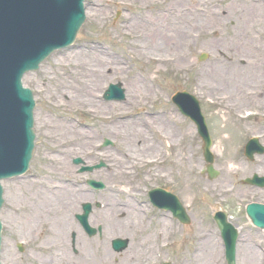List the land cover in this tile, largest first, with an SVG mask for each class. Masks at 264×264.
<instances>
[{
	"label": "rangeland",
	"instance_id": "obj_1",
	"mask_svg": "<svg viewBox=\"0 0 264 264\" xmlns=\"http://www.w3.org/2000/svg\"><path fill=\"white\" fill-rule=\"evenodd\" d=\"M178 1L86 0V23L73 46L56 51L38 71L25 75L24 86L34 92L36 104L35 149L27 174L3 182L2 264H86L87 258L88 264H126L131 246L135 245L132 249L139 252L149 234L153 239L155 233L163 231L162 221L171 224V235L168 246L160 252L164 244L161 238L157 240L160 244L154 250V264H204L195 259L201 252L200 233L201 239L205 233L215 236V264H227L224 244L213 221L219 211L227 213L239 230L240 249L245 243L243 237L250 235L264 250V232L255 229L245 215L248 202L264 204V189L242 184L254 174L264 177V156L256 157L254 162L244 156V146L253 137L264 145L262 109L251 110L259 115L246 118L244 113L251 109L249 102L242 106L238 97L221 98L227 93L239 95L254 86L251 82H236L249 69L248 60L260 57L255 47H264V9L260 15L252 9L264 5V0L248 4L238 0H184L179 5ZM170 5L176 10L171 11ZM247 6L251 8L248 11ZM176 33L179 42L171 40ZM143 48H149L150 54L143 53ZM95 55L106 66L96 64ZM202 55L206 57L204 61H200ZM225 56L236 59L235 66L230 61L225 66L241 70H230V81L213 78L206 82L208 90L204 89L205 70L223 66ZM159 57H163L162 61ZM78 63L87 67L81 72ZM69 70L72 75H64ZM93 70L100 76H95ZM116 84L125 90V100L106 101L105 92ZM182 91L200 101L213 137L214 166L220 173L216 179L203 174L206 164L195 127L171 101ZM88 97L90 101L85 100ZM227 101L231 103L228 107L219 104ZM238 114L244 119L238 120ZM161 118L170 132L161 130L166 136L164 146L159 147L163 157L159 158L160 164H153L158 152L134 140L128 128L135 135L139 128L151 130L152 140L150 133L147 140L152 142L160 133L148 127L157 125ZM105 142L112 146L105 147ZM58 151L74 152L65 157L67 167L53 163L60 156L54 154ZM174 156L179 157L177 161ZM75 160L82 164L76 166ZM233 161H238L247 173L233 179L228 176L237 167ZM98 165L103 168L79 173L82 166ZM89 179L103 183L105 189L93 191L86 184ZM223 179L228 181L226 187H235L236 191L221 196L207 192L222 187ZM154 188L179 197L190 216V225L170 219L167 212L151 209L148 191ZM58 190L61 192L50 202L48 192ZM59 193L66 195L67 203L73 207L65 209L53 204L62 202ZM86 203L92 207L90 225L102 228L100 236L88 238L75 219ZM134 214L133 226L123 229V222L130 221ZM138 223L146 225L144 231L134 229ZM32 224L35 226L29 231ZM62 228L66 230L64 237L59 233ZM73 235L77 252L73 251ZM118 238L130 242L121 253L111 248L112 241ZM20 243H24L22 252L17 250ZM240 249L237 264H243ZM263 258L262 253L258 255L256 264H264Z\"/></svg>",
	"mask_w": 264,
	"mask_h": 264
},
{
	"label": "water",
	"instance_id": "obj_2",
	"mask_svg": "<svg viewBox=\"0 0 264 264\" xmlns=\"http://www.w3.org/2000/svg\"><path fill=\"white\" fill-rule=\"evenodd\" d=\"M83 3L84 0H0V182L24 174L33 157L35 102L32 92L23 88L22 78L26 73L38 70L54 51L74 43L86 21ZM124 94L121 85H111L106 100L122 101ZM173 102L196 124L205 143L208 173L211 179L217 177L210 153L212 143L199 102L187 93H178ZM99 168L101 166L82 171ZM89 184L93 188H104L102 183L90 181ZM2 197L0 185V210L4 204ZM175 203V217L188 224L189 219L180 203L176 199ZM84 212L78 219L88 230L90 205L84 206ZM250 213L258 226H264V207L252 206ZM220 228L226 242L227 262L235 264L236 231L226 222ZM1 230L0 222V245ZM114 246L118 251L126 247L120 241Z\"/></svg>",
	"mask_w": 264,
	"mask_h": 264
},
{
	"label": "bare ground",
	"instance_id": "obj_3",
	"mask_svg": "<svg viewBox=\"0 0 264 264\" xmlns=\"http://www.w3.org/2000/svg\"><path fill=\"white\" fill-rule=\"evenodd\" d=\"M241 1L246 2L247 4H248V2L253 3L252 0H238L239 3ZM183 2H184V0H179L177 4L179 5V4H182ZM170 3H171V1H170ZM258 3H260V2H258ZM249 8H250V6L247 8V11L249 10ZM169 9L171 11H175L176 10L171 5L169 6ZM231 9L233 11H236V8H231ZM252 9L255 10V14L260 15V14L263 13L262 11L264 9V5H261V6H258V7H256V6L252 7ZM176 14H178V13H173V16H176ZM239 23H240V20H239ZM129 34L131 35L132 33H129ZM171 40H173L175 42H179V35L176 33L175 35H173ZM151 43H153V42H151ZM164 43L165 42L163 41V44ZM152 45L158 46V44H156V43H153ZM263 45H264V43H263ZM134 46H136V45L135 44H131V47H134ZM160 46H162V45H159L158 47H160ZM242 48H243V46H242ZM148 49L143 48L142 52L143 53L147 52L148 54H150ZM155 50H161V49L157 48ZM255 50H256L257 54L260 57H257V58L255 57L253 60H251V59L248 60L247 65L249 66V69L245 71V73H246L245 76L241 77L240 78L241 80H238V82H236V84H239V83L241 84V82H245V83L251 82V83L254 84V86L251 89H249V90L243 91L239 95H237L236 93L235 94L232 93L231 95H229V93H227L226 96L224 95L225 97L222 96L221 98L224 100L227 97V99L230 100V98H232V96L233 97H238L236 100H238V103L242 104V106L243 105L245 106V102H249L250 103V108L251 109L247 110V111L253 110V111L256 112V111H258V108H260V109H262V116L264 117V54H262V51L264 52V47H261L259 49L257 47H255ZM81 57L83 59L84 56L81 55ZM95 57L97 59V61H95L96 64H101V65L106 66V63H105V61L103 59H100L96 55H95ZM159 58L162 61L163 57H159ZM224 58L227 59V61L226 60L224 61V63H223L224 65L223 66H217L216 65L215 67H210V68L205 70V72H204L205 78H204V82L202 83L204 89H207L206 88V82L209 83L213 78L224 79L225 81H230V79L227 78V77H229V75H227V73L230 72V70H232V71H240L241 70L239 67L225 66V63L228 62V61L231 62V64H232V65L230 64L231 66H235L236 59L232 58V60H229V58L226 57V56ZM154 59H155V61L159 62L158 58H154ZM72 64L74 65V63H72ZM77 65H78V67H81V69H80L81 72H82L84 67H87V65L84 64V63H78ZM248 66H247V68H248ZM254 68H257V69H254ZM98 72L101 73L100 71H98ZM250 73H252V74L250 75ZM93 74L95 76H100V75H98L97 70H93ZM64 75H72V74L70 73V70H69L67 73H64ZM75 75L78 76V74H75ZM89 82H90V80H89ZM85 87H88V85H86ZM235 87H237V86H235ZM88 89H90V88H88ZM233 94L236 95V96H234ZM85 100L86 101H90V98L89 97L85 98ZM219 104L221 106H227V107L231 105V103H229L228 101L226 103L221 102ZM232 107H235V105H233ZM255 115L258 116L259 114L255 113ZM238 116L241 119V114H238ZM163 123H164V121L161 118V119H157V121L155 123L157 125H152V126L148 125L149 126L148 127L149 130L150 129H154L155 130L157 128L158 133H160V137H158V136L156 137L155 136L156 138H153L152 142H151V140H152V137H153V133L151 132V130L150 131H148V130L146 131V130H144L142 128L141 129L139 128L138 134L135 135L134 134V130L132 128H128L129 133L131 135L133 134L135 136L134 140H137V141L139 140L142 143L143 147L150 148L153 153L156 152V151L158 152V159H157V156L152 159V163H154V164H160L161 162H159V158L163 157V150L161 151L159 147L160 146L161 147L164 146V143H165L164 141H165V137L166 136L161 130H165L167 132H170L169 128H165V125ZM148 133L152 134L150 142H148V140H147ZM167 143H169V142H167ZM170 145L172 146L171 143H170ZM173 146H174V144H173ZM73 153L74 152H72V153L67 152L65 154V153H63L61 151H58L57 153L54 152V154H60V156L57 157V158H54L52 161L58 167H64V166L67 167V163H66L67 160L65 159V157H67L68 155H71ZM62 157H64V158L62 159ZM178 158H176L174 156V159L176 161H177ZM232 163H234L237 166L235 169H233V171H230V172L227 173V175L231 176L232 179L234 178L235 175H244V174L247 173L246 168L242 167L241 164L238 161H233ZM222 181H223L222 184H221L222 187H220L219 189L212 188L211 191L207 190V192L208 193H217V196H221V195H223V194H225L227 192H235L236 191L235 187L234 188L233 187L230 188L229 186L226 187V185L228 184V181L226 179H223ZM63 191L67 192V190H65V189H63ZM58 192H61V191L58 190V191H55V192H48V194L50 196L47 199H49L50 202H51L52 201L51 198L54 197L56 195V193L58 194ZM59 195L61 197H58V198L59 199L61 198L62 202L59 203L57 201V203H56V201H54V203L52 202L53 204H55L56 206L60 205L61 207L65 208V209L67 207L68 208L69 207H73V205L70 202H69V204L67 203L66 195L63 194V197H62L61 193H59ZM133 218H136L135 214L132 215V218H131L130 221L126 220L125 222H123V225H121V227L123 229H130V227L133 226V223H132ZM129 222H131V223H129ZM161 223H162L163 231L155 233L153 235V239L151 237L152 234H149V236L145 238V242L147 244L149 242V244L147 245L146 243L144 244V242H143L142 245L139 248V252H137L136 250L132 249V247L133 248L136 247L135 245L131 246V248L128 251L129 257L127 258L129 260V262H126V264H144V262H146V264H154L155 263L154 259L152 257H153V254H154V250L157 251L158 247H159V244H160V243L159 244L157 243V240H159L161 238L162 239L161 243L164 244V245H160V248H159V252H160L161 249H163V247L165 248V247L168 246V243H167L168 240H169L168 237L171 235V232L169 231V228H170L171 224L169 222H167V221H162ZM157 225H158V223H157ZM34 226L35 225L32 224L28 228V230L31 231L32 227H34ZM144 227L146 228V225L144 226L141 223L134 224V229L136 228L138 230L144 231V229H145ZM59 233H60V236L64 237L65 234H66V230L64 228H62ZM198 236H199V238L201 240V242H200L201 252H200L199 255H197L195 257V259L198 260V263L201 262V263H204V264H215L216 263V260H215L216 256H215V252L214 251L217 248V240H216L215 236L213 234H208V233H205L203 239H201L202 238V233H200ZM243 239H244L245 243H244L243 248L240 249L241 257L243 258V259H241V262L243 264H253V263L256 264V259L255 258L258 255H261L262 252L260 250H263L261 245L256 240L252 239V237L250 235L244 236ZM62 244H64V242ZM63 250H64V252L66 254L68 253L66 251V249H63ZM107 255H108V257H110L109 254H107ZM85 260H86L85 261L86 264H88V261H89L88 258L85 259ZM60 262H62V260H60ZM61 264H63V262Z\"/></svg>",
	"mask_w": 264,
	"mask_h": 264
}]
</instances>
